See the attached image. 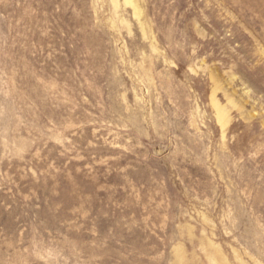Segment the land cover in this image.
<instances>
[{"label": "rangeland", "instance_id": "rangeland-1", "mask_svg": "<svg viewBox=\"0 0 264 264\" xmlns=\"http://www.w3.org/2000/svg\"><path fill=\"white\" fill-rule=\"evenodd\" d=\"M0 264H264V0H0Z\"/></svg>", "mask_w": 264, "mask_h": 264}]
</instances>
